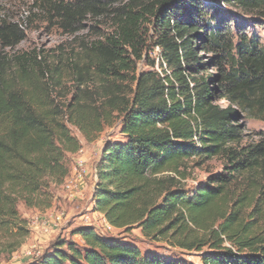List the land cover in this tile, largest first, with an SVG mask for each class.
<instances>
[{
    "label": "trees",
    "instance_id": "obj_1",
    "mask_svg": "<svg viewBox=\"0 0 264 264\" xmlns=\"http://www.w3.org/2000/svg\"><path fill=\"white\" fill-rule=\"evenodd\" d=\"M223 2L264 18V0ZM54 10L66 32L79 31L89 15L111 16L114 30L66 58L75 78L67 100L46 80L62 74L59 64L39 60L36 50L3 55L25 33L0 23V262L30 233L19 205L50 208L52 185L69 175L70 155L82 148L70 126L92 141L105 123L120 120L124 140L107 142L99 158L94 209L115 228L137 225L182 249L207 247L203 264H264V226L246 223L249 209L254 224L264 222V137L243 145L241 124L245 112L264 120V45L245 34L236 44L231 27L211 20L221 13L210 15L200 0H72ZM148 23L161 70L149 61ZM201 52L215 57L205 62ZM144 60L152 69L141 70ZM10 63L16 74L8 78ZM211 64L219 74L205 75ZM213 158L223 160L222 171L188 191L181 181L188 161L201 166ZM73 234L82 242L57 239L29 264H187L143 255L94 226Z\"/></svg>",
    "mask_w": 264,
    "mask_h": 264
},
{
    "label": "rangeland",
    "instance_id": "obj_2",
    "mask_svg": "<svg viewBox=\"0 0 264 264\" xmlns=\"http://www.w3.org/2000/svg\"><path fill=\"white\" fill-rule=\"evenodd\" d=\"M72 0H0V23L8 22L16 24L25 33V39L21 41L14 48H6L3 51V55L11 58L12 55L21 54L23 52L37 51L39 53V60L46 58L47 62L55 66L59 64L62 74L60 76L52 77V73L48 74L46 80H50L51 83L57 84L56 90H54V96L57 98H67L70 100L75 90L74 86V74L68 65H66V58L72 54H78L83 43L91 42L93 40L102 39L108 34H111L114 30L113 20L111 16L92 17L87 16L83 19L81 29L75 33L66 32L61 27V20L56 15L54 7L61 3L71 2ZM126 2V0H125ZM203 4V8L207 10L210 15L214 13V10H218L221 14L216 15L213 19L214 25L224 24L232 28L235 43L238 44L242 34L247 35L249 38H255L264 45V18L253 13H246L244 10L238 9L234 5L226 4L223 0H200ZM120 3L115 4L116 7L120 6ZM223 20V21H222ZM145 29L149 33L145 35L147 40L146 50L150 53V62H155V69L161 70V64L163 61L162 51L158 47L156 41L158 36L153 31V26L148 23ZM203 61L211 62L215 54L213 53H200ZM145 60L141 61V70H149L152 67L145 65ZM166 67V63L163 65ZM225 70H229V66L222 65ZM14 65L10 63L7 67L6 75L8 78L15 76ZM217 65L211 64L209 71L205 74L217 75L219 70ZM53 69V70H54ZM33 75H39L37 69L31 70ZM57 82V83H56ZM94 84H87L90 89H94ZM222 107H227L229 102L227 100H220L218 102ZM241 124L244 127V137L242 144L247 142H257L264 137V120L252 116L249 113L241 114ZM70 129L77 138L82 142V154H89L90 162L85 159L87 165L94 166L105 144L109 141H123L124 137L121 133L120 120L114 124L105 123L103 130L96 135V138L92 141L86 140L80 130L75 126H70ZM78 157H71L70 160V174L73 173L74 165L77 163ZM84 158V157H83ZM195 159L188 161V169L186 171V178H181L182 184H187L186 189L191 191L195 189L200 183L207 181L212 174H217L222 171L223 160L221 158H213L205 162L201 166H196ZM167 174H174L172 172H165ZM90 181L85 178L83 197H77L76 199H70L67 196V192L63 187V184H53L51 192L53 194L52 206L46 210H36L25 207L24 204L19 205V211L21 215L27 219L30 233L25 238L21 248L14 253L11 257L3 258L0 264H29L35 258L34 252H44L49 246L57 239H67L79 241V236L74 235V230L79 227L86 226L84 224H95V220L85 221L84 215H91L89 208H92L93 204H90V196L92 193V185L94 179L90 175ZM88 181V182H87ZM251 209L246 212V223L251 226L256 225L259 230L260 226H264V222L258 220L257 224L255 218L250 219L249 213ZM62 216V223L55 227V231L51 234H45L42 231V224L46 219L49 221L56 218L57 215ZM53 216V217H49ZM250 221V222H249ZM98 229V227H97ZM109 239H116L128 243L137 245L143 255L156 254L164 257L165 259H173L187 264H203L202 258L209 250L207 247L201 251L186 250L172 243L171 239H163L161 237L155 238L153 236H145L139 226H134L129 229L115 228L113 231L106 233ZM230 245L229 243H226ZM29 252H31L30 255Z\"/></svg>",
    "mask_w": 264,
    "mask_h": 264
},
{
    "label": "built area",
    "instance_id": "obj_3",
    "mask_svg": "<svg viewBox=\"0 0 264 264\" xmlns=\"http://www.w3.org/2000/svg\"><path fill=\"white\" fill-rule=\"evenodd\" d=\"M84 150L81 148L77 153L81 154ZM99 162V160H98ZM98 162L92 167L87 165L86 161L82 159L81 157L78 158L77 163L74 165L73 173L67 176L63 183V187L67 192V196L70 199H76L78 196L83 197L85 195L84 192V185L86 183L85 178L87 179L88 175L93 177L94 179V189H93V195H92V204L93 202V196L98 184ZM89 212H92L91 215L86 214L83 216L85 218V221H92L95 220V224L87 223V226H94L96 231L102 235H106V233L111 232L115 229V227L110 224L105 214L102 213L99 210H95L94 207H92ZM53 217V216H49ZM62 216L59 214L56 216V218H53L52 220L46 219L44 223L42 224V231L45 234H51L55 231V227L59 226L60 223H62ZM98 227V229H97ZM30 255L31 252H29ZM41 254V251L34 252V256L38 257Z\"/></svg>",
    "mask_w": 264,
    "mask_h": 264
},
{
    "label": "crops",
    "instance_id": "obj_4",
    "mask_svg": "<svg viewBox=\"0 0 264 264\" xmlns=\"http://www.w3.org/2000/svg\"><path fill=\"white\" fill-rule=\"evenodd\" d=\"M101 153H102V151H101ZM101 153H100V156H101ZM81 157L82 159H87L88 160V162H90V155L89 154H79V153H76V154H72V155H70V157ZM100 156L98 157V159H97V161H96V163L98 162V160H99V158H100ZM84 157V158H83ZM87 179H88V181H90V177H87ZM87 181V182H88ZM94 185L95 184H93L92 185V193H91V196H90V204L92 205V195H93V189H94ZM93 207V206H92ZM89 209H91V208H89ZM84 225H86V224H84ZM87 226V225H86ZM79 241L80 242H82V239L79 237Z\"/></svg>",
    "mask_w": 264,
    "mask_h": 264
}]
</instances>
